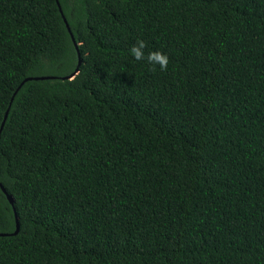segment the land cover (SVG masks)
Masks as SVG:
<instances>
[{
  "label": "trees",
  "instance_id": "trees-1",
  "mask_svg": "<svg viewBox=\"0 0 264 264\" xmlns=\"http://www.w3.org/2000/svg\"><path fill=\"white\" fill-rule=\"evenodd\" d=\"M7 108L0 264H264V0H0Z\"/></svg>",
  "mask_w": 264,
  "mask_h": 264
},
{
  "label": "clouds",
  "instance_id": "clouds-1",
  "mask_svg": "<svg viewBox=\"0 0 264 264\" xmlns=\"http://www.w3.org/2000/svg\"><path fill=\"white\" fill-rule=\"evenodd\" d=\"M147 43L143 39H138L129 49V54L136 61H144L150 66V71L155 72L156 66L161 71H166L169 64V57L161 51L153 50L146 52Z\"/></svg>",
  "mask_w": 264,
  "mask_h": 264
},
{
  "label": "water",
  "instance_id": "water-1",
  "mask_svg": "<svg viewBox=\"0 0 264 264\" xmlns=\"http://www.w3.org/2000/svg\"><path fill=\"white\" fill-rule=\"evenodd\" d=\"M57 5H58V8H59L60 13L62 14V11H61V8H60L58 2H57ZM62 17H63V15H62ZM63 21H64V23H65V25H66V28H67V30H68L70 36H71L72 42H73V44H74V47H75L76 50H77V55H78V62H77V67H76L75 71H74L71 75H69V76H65V77H64V78H71V77L74 76V73L78 70V66L80 65L81 59H80V56H79V52H78V48H77V43H76L74 37L72 36L71 31H70V28H69V26H68V24H67V21H66V19H65L64 17H63ZM52 77H53V76H34V77H26V78H25L24 80H22V82L18 85L17 90H18V89L21 87V85H22L25 81H27V80H31V79H35V80H38V79H49V78H52ZM17 90H16V91H17ZM14 93H15V92H14ZM11 100H12V98H11ZM8 109H9V108H7V110H6V112H5V115H4V118H3V121L1 122V125H0V132H1L2 128H3L4 122H5V120H6L7 113H8ZM0 187H1L2 191L5 193L6 197H7L8 200L10 201V203H13V198H12V196L6 192V190L2 187L1 184H0ZM15 223H16V224H15V230H14V232L11 233V234H16V233L18 232V230H19V223H18V218H17V216H16V213H15ZM0 235H5V234H4V233H0Z\"/></svg>",
  "mask_w": 264,
  "mask_h": 264
}]
</instances>
